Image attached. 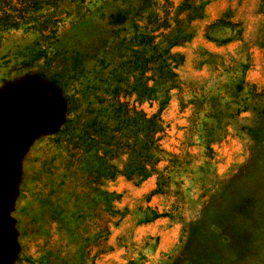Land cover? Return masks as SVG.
Segmentation results:
<instances>
[{
    "label": "rangeland",
    "instance_id": "1",
    "mask_svg": "<svg viewBox=\"0 0 264 264\" xmlns=\"http://www.w3.org/2000/svg\"><path fill=\"white\" fill-rule=\"evenodd\" d=\"M256 1L245 0L237 7L248 38L258 19L253 11ZM228 3L210 0L207 12L215 17ZM60 11L58 18L63 17ZM47 18L45 24L0 32V96L27 92L44 102L51 115L47 129H29L10 153L11 169L1 185V198L13 245L0 264H264V141H253L246 132L264 108L261 50L250 42L216 47L204 42L200 32L178 48L185 53L178 70L181 77L194 88L201 87L202 93L220 96L217 120L189 124V105L181 109L177 99L181 93L173 91L160 111L164 126L160 144L168 151L190 154L182 156L178 184L171 187L179 193L153 196L147 202L145 194L154 187V176L139 186L123 178L109 183V190L122 194L115 206L129 207L124 222L129 230L118 242L114 233L101 245L99 227L105 212L100 197L80 163L69 160L64 139L55 141L53 133L64 119L67 96L74 88L96 86V76L113 82L117 27L98 21L73 31L63 17L59 32L43 37L38 29L54 28L55 17L41 19ZM201 48L227 50L233 55L227 58L236 62L229 71L210 74L199 68L196 52ZM123 52L127 55V50ZM54 73L63 77L51 83ZM239 78L248 85L236 92ZM90 92L88 88L86 99L92 98ZM180 96L189 98V92ZM141 107L151 113L157 103L144 102ZM200 134L215 138L211 151L205 152ZM172 204L171 216L138 223L146 206L162 212Z\"/></svg>",
    "mask_w": 264,
    "mask_h": 264
},
{
    "label": "trees",
    "instance_id": "2",
    "mask_svg": "<svg viewBox=\"0 0 264 264\" xmlns=\"http://www.w3.org/2000/svg\"><path fill=\"white\" fill-rule=\"evenodd\" d=\"M243 1L228 0L226 7L210 17V0H0V32L45 24L49 18L41 19L44 16L55 18L54 28L44 25L38 29L43 37H54L63 17L69 19L73 31L98 21L117 27L113 82L96 76V86L85 85L83 91L74 88L67 96L64 119L53 133L55 141L64 139L69 160L80 163L85 179L90 178L87 182L94 185L100 197L101 210L105 212L99 227L101 245L109 243L114 233L118 242L129 230L125 227L129 207L115 206L122 194L109 190V183L123 178L139 186L154 176V187L145 194L147 202L153 196L175 197L172 194L179 193L171 187L178 184L176 178L184 167L182 156L190 154L168 151L160 144L164 131L160 111L169 103L173 91L189 92V98L177 94L181 109L189 105V124L206 125L209 118L217 120L220 96L202 93L201 87L194 88L181 77L178 70L185 62V53L178 48L185 47L200 32L204 42L216 47L250 42L264 58V0H257L254 5L258 19L249 38L237 15V7ZM60 9L63 17L58 18ZM196 54L199 68L210 74L229 71L236 62L227 58L233 57L227 50L201 48ZM98 61L103 65L102 58ZM57 76L62 78L63 74L54 73L51 83L57 82ZM247 85L244 78H239L234 87L239 92ZM88 88L91 99H86ZM153 101L157 103L156 111L147 113L142 109L144 102ZM258 117L254 126L246 127V132L253 141L263 142L264 108L258 111ZM199 138L205 152L211 151L215 138L209 134H200ZM173 207L172 204L170 209L158 212L146 206L138 223L171 216Z\"/></svg>",
    "mask_w": 264,
    "mask_h": 264
},
{
    "label": "water",
    "instance_id": "3",
    "mask_svg": "<svg viewBox=\"0 0 264 264\" xmlns=\"http://www.w3.org/2000/svg\"><path fill=\"white\" fill-rule=\"evenodd\" d=\"M49 117L47 105L27 92L14 91L0 96V261L13 245L1 198V185L11 169L10 153L23 142L29 129H47Z\"/></svg>",
    "mask_w": 264,
    "mask_h": 264
}]
</instances>
